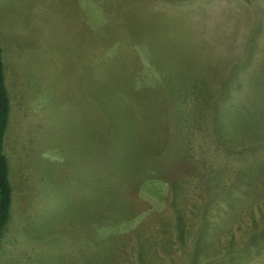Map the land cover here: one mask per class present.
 I'll return each instance as SVG.
<instances>
[{"label": "rangeland", "instance_id": "374dc122", "mask_svg": "<svg viewBox=\"0 0 264 264\" xmlns=\"http://www.w3.org/2000/svg\"><path fill=\"white\" fill-rule=\"evenodd\" d=\"M0 42V264H258L264 0H0Z\"/></svg>", "mask_w": 264, "mask_h": 264}, {"label": "trees", "instance_id": "16d2710c", "mask_svg": "<svg viewBox=\"0 0 264 264\" xmlns=\"http://www.w3.org/2000/svg\"><path fill=\"white\" fill-rule=\"evenodd\" d=\"M163 58H164V62L169 61V59H166V56ZM164 62H161V63H164ZM177 62L180 63L178 60H177ZM176 68H178V66L175 62L172 65V71H174ZM6 70H7V67H6L5 61H4L3 48H2V45L0 42V246L1 247L3 244L4 232H5L6 226L8 225V222L11 219V208H12V199H13V186H12V181L10 179V173L12 172V167H11V164L9 162V156L7 155V152H6V141H5L6 133H7L9 122H10V116L12 113V101H11V93L12 92L8 86ZM235 86L237 87V90H242V92L246 88H251V90L254 94L255 93L256 94L261 93L257 89H253L252 86L249 85L248 83H246L245 85L235 83ZM259 89L262 90V88H259ZM263 93H261V94H263ZM223 97H225V96L223 95ZM247 100H248V97H247ZM235 107H239V106L236 104ZM241 107H242V110H245L244 114H246V115H244V114L241 115L242 112L238 113L242 117V119L247 120L249 118V116H247V113H252V115H255V117H257L256 120L253 119L254 124L252 125V127L253 126L255 127V124H257L258 122L261 123L262 122L261 120L264 121V119L261 118V109L256 104L248 105L247 102L243 101V103L241 104ZM236 111L240 112V110H237V109H236ZM239 122H240V124H243V125L246 124L242 120H239ZM255 122H257V123H255ZM223 125L225 126V124H223ZM258 132H259V130L257 132H255V136L260 137L261 136L260 132L259 133ZM263 137H264V135H263ZM262 139H264V138H262ZM263 147H264V143H260L258 140H256V142L251 143V147H249L248 149H252V150L256 151L257 149L262 150ZM121 155H122V153L121 154L119 153L117 162H114V164L111 166L112 168H115L117 170L122 168L120 165L121 163L119 162L120 160L124 161L123 162L124 163V169L132 166L131 162L126 160L127 156H124V155L121 156ZM253 156L257 157L259 155H253ZM221 166H222V164H221ZM226 167H228V166L227 165L224 166V170H226ZM222 169H223V166H222L221 170ZM125 172H126V169H125ZM119 174L122 176L125 175L123 169H122V172H119ZM126 174H127V172H126ZM116 178H117V181L122 182L121 180H119L118 177H116ZM261 216L263 219H260V221H262L264 223V213H262ZM252 227L254 228L255 233H258L260 231H264V224L260 225L257 221H254V226H252ZM248 233L250 234V232H248ZM251 233H253V230ZM262 234H264V233H262ZM230 240H233V239H230ZM1 247H0V249H1ZM256 248L259 250V248H261V245L257 244ZM257 252L260 253L259 258L257 260L258 264H264V250L263 251H257Z\"/></svg>", "mask_w": 264, "mask_h": 264}, {"label": "crops", "instance_id": "0c3cea01", "mask_svg": "<svg viewBox=\"0 0 264 264\" xmlns=\"http://www.w3.org/2000/svg\"><path fill=\"white\" fill-rule=\"evenodd\" d=\"M6 74L8 76L7 70H6ZM8 86H9V84H8ZM11 101H12V96H11ZM12 111H13V104H12ZM11 119H12V113H11V117H10V123H11ZM10 123H9V126H8V130H9V127H10ZM8 130H7V133H8ZM7 133H6V135H7Z\"/></svg>", "mask_w": 264, "mask_h": 264}, {"label": "clouds", "instance_id": "9594fccd", "mask_svg": "<svg viewBox=\"0 0 264 264\" xmlns=\"http://www.w3.org/2000/svg\"><path fill=\"white\" fill-rule=\"evenodd\" d=\"M4 239V238H3Z\"/></svg>", "mask_w": 264, "mask_h": 264}]
</instances>
